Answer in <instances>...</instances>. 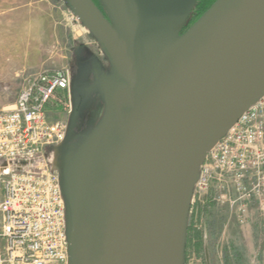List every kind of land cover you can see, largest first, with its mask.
<instances>
[{"label": "water", "instance_id": "obj_1", "mask_svg": "<svg viewBox=\"0 0 264 264\" xmlns=\"http://www.w3.org/2000/svg\"><path fill=\"white\" fill-rule=\"evenodd\" d=\"M67 0L117 71L79 179L71 164L70 264H177L196 171L264 94V0ZM206 264H211L205 249Z\"/></svg>", "mask_w": 264, "mask_h": 264}, {"label": "built area", "instance_id": "obj_2", "mask_svg": "<svg viewBox=\"0 0 264 264\" xmlns=\"http://www.w3.org/2000/svg\"><path fill=\"white\" fill-rule=\"evenodd\" d=\"M74 110L67 70L31 76L16 103L0 110V264H70L65 171L55 160ZM209 200L230 209L240 225L254 208L264 216V94L199 165L190 218Z\"/></svg>", "mask_w": 264, "mask_h": 264}, {"label": "rangeland", "instance_id": "obj_3", "mask_svg": "<svg viewBox=\"0 0 264 264\" xmlns=\"http://www.w3.org/2000/svg\"><path fill=\"white\" fill-rule=\"evenodd\" d=\"M33 1L29 7L22 0H0V110L16 103L31 76L69 71L75 110L55 165L66 171L74 163L71 175L79 179L105 128L109 89L117 71L98 37L83 20L72 18L67 1ZM209 2L197 1L182 35ZM69 186L64 177L61 188L65 196ZM195 211L197 218L185 215L177 264H205L206 257L197 247V232L204 233L211 264H264V216L255 208L245 225L238 223L230 209L210 200L196 205Z\"/></svg>", "mask_w": 264, "mask_h": 264}, {"label": "trees", "instance_id": "obj_4", "mask_svg": "<svg viewBox=\"0 0 264 264\" xmlns=\"http://www.w3.org/2000/svg\"><path fill=\"white\" fill-rule=\"evenodd\" d=\"M198 0L195 1V4L197 3ZM211 2L208 3L207 6L204 7V10L202 11V14L199 16V18L195 21L193 25H195L202 17L205 15L219 0H210ZM92 2L97 6V8L100 10V12L107 18L109 19L107 12L101 2V0H92ZM194 4V6H195ZM193 6V7H194ZM196 239H197V247H199L202 252L204 253V259H205V245L206 241L204 238V233L202 232H197L196 233ZM205 261V260H204ZM206 264V261H205Z\"/></svg>", "mask_w": 264, "mask_h": 264}, {"label": "crops", "instance_id": "obj_5", "mask_svg": "<svg viewBox=\"0 0 264 264\" xmlns=\"http://www.w3.org/2000/svg\"><path fill=\"white\" fill-rule=\"evenodd\" d=\"M49 2V1H48ZM47 2V3H48ZM22 3L24 4V5H26V6H29V7H31V5L33 4V3H35L33 0H22ZM49 5H51L52 7H54V5H52V4H50V3H48ZM29 10H31V8H29ZM93 35H95L94 33H93ZM96 36V35H95Z\"/></svg>", "mask_w": 264, "mask_h": 264}, {"label": "flooded vegetation", "instance_id": "obj_6", "mask_svg": "<svg viewBox=\"0 0 264 264\" xmlns=\"http://www.w3.org/2000/svg\"><path fill=\"white\" fill-rule=\"evenodd\" d=\"M73 166H74V163H73V165H72V167H71V172H72V170H73ZM71 172H70V176H71L73 182H75L77 179H76L75 177H72Z\"/></svg>", "mask_w": 264, "mask_h": 264}]
</instances>
